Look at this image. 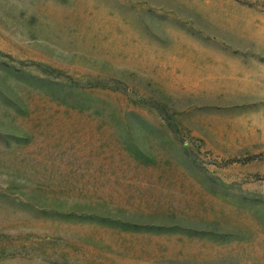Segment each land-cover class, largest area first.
<instances>
[{
  "label": "rangeland",
  "instance_id": "1",
  "mask_svg": "<svg viewBox=\"0 0 264 264\" xmlns=\"http://www.w3.org/2000/svg\"><path fill=\"white\" fill-rule=\"evenodd\" d=\"M0 264H264V0H0Z\"/></svg>",
  "mask_w": 264,
  "mask_h": 264
}]
</instances>
